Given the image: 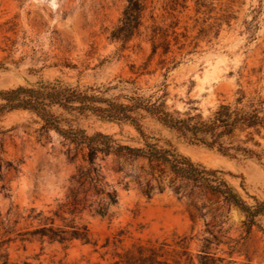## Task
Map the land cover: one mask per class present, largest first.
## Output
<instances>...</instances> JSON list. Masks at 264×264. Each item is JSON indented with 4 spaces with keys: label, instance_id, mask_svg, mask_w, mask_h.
Returning <instances> with one entry per match:
<instances>
[{
    "label": "rangeland",
    "instance_id": "1",
    "mask_svg": "<svg viewBox=\"0 0 264 264\" xmlns=\"http://www.w3.org/2000/svg\"><path fill=\"white\" fill-rule=\"evenodd\" d=\"M185 1V9L171 11L170 0H147L140 28L122 44L110 32L127 0H0V90L56 81L103 90L120 78L140 91L118 86L105 98L129 104L133 92L145 99L165 92L170 112L203 118L232 102L239 89L264 99V0ZM153 26L167 32L170 52L161 56L158 49L149 60ZM51 112L75 121L88 136L101 133L120 146L143 147L128 124L59 108ZM139 113L148 142L170 143L194 164L221 172L248 205L264 202V162L187 144ZM94 166L96 173L85 148L46 128L33 113L0 116V222L16 220V229L32 230L37 222L25 218L33 209L60 226L54 214L72 194L84 209L59 216L85 226L89 236L88 243L16 240L3 246L10 264H113L115 253L137 244H164L168 264H264V218L247 228L243 214L221 197L145 159L98 153ZM108 192L117 203L100 217L94 209L107 202Z\"/></svg>",
    "mask_w": 264,
    "mask_h": 264
},
{
    "label": "trees",
    "instance_id": "2",
    "mask_svg": "<svg viewBox=\"0 0 264 264\" xmlns=\"http://www.w3.org/2000/svg\"><path fill=\"white\" fill-rule=\"evenodd\" d=\"M146 3L147 0H127L118 24L110 32L112 40L126 44L137 33L146 11ZM185 4V0H170L169 9L171 11H175L176 7L185 9ZM167 37V32L161 27H152L149 60L157 54L158 49H161V56L170 52V41ZM173 41H177V39L174 38ZM125 85L133 86L136 92L140 91L135 87V82L120 78L115 86L103 90L98 87L82 91L60 81L0 90V116L5 112L15 110L33 113L43 121L46 128L54 130L77 146L85 148L87 162L90 170L94 173L98 172L94 166L98 153L114 154L131 159H145L149 163L166 166L178 178L197 183L221 197L224 202L243 214L247 228L256 225L257 218H264V202L255 201L254 205H248L220 176L221 172L207 170L194 164L190 159L179 154L170 143H167L166 147H159L157 144L148 142L142 132L140 125L142 117L139 113H145L165 129L177 134L187 144L202 147L230 158L242 157L264 162V145L262 144L264 142V99L261 96L256 94L248 98L239 89L232 102L220 103L209 117L203 118L201 114L182 116L178 112H170L164 101L165 92L155 99H153L154 96L145 99L133 92V97L127 98L129 104L117 103L115 99L103 96L105 91ZM52 108L77 113L79 116L89 114L99 120L117 125L128 124L143 140V147L120 146L111 136L101 133L88 136L75 121L61 120L55 116L51 112ZM62 123L66 125V129L61 128ZM105 197L107 202L94 209L95 214L100 217L107 214L109 205L117 203L114 192L106 193ZM66 200V203L61 205L58 212L54 214L60 219L62 223L60 226H54L52 219L42 217L41 212H35L33 209L25 218L26 221L37 222V226L32 230L28 228L16 229V220L0 222V264H10L3 246L16 240L24 242L31 239H47L59 244H69L73 240H78L88 243V230L85 226L76 225L74 219L65 221L59 216L60 212L74 215L84 209L83 204L75 195L70 194ZM10 235L13 237L11 238ZM121 235L120 232L117 236ZM120 243V240L113 242L115 250L116 245ZM107 245L108 242L103 247ZM164 246V244L159 247L133 245L122 253H115L116 260L113 264H168L166 260L162 259Z\"/></svg>",
    "mask_w": 264,
    "mask_h": 264
}]
</instances>
